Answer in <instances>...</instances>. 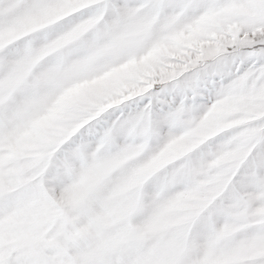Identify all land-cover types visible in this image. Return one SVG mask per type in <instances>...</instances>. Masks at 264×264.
<instances>
[{"label": "snow or ice", "instance_id": "1", "mask_svg": "<svg viewBox=\"0 0 264 264\" xmlns=\"http://www.w3.org/2000/svg\"><path fill=\"white\" fill-rule=\"evenodd\" d=\"M0 264H264V0H0Z\"/></svg>", "mask_w": 264, "mask_h": 264}]
</instances>
